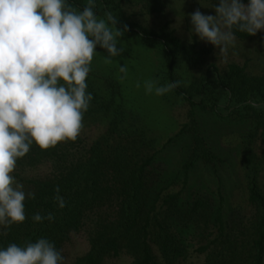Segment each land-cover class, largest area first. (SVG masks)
Instances as JSON below:
<instances>
[{"label":"trees","instance_id":"16d2710c","mask_svg":"<svg viewBox=\"0 0 264 264\" xmlns=\"http://www.w3.org/2000/svg\"><path fill=\"white\" fill-rule=\"evenodd\" d=\"M69 3L77 9L84 7L82 0ZM151 7L160 12L164 4L155 0ZM95 11L103 16L111 12L118 19V28L127 26L119 5L111 0H96ZM133 33L160 47L169 83L179 82L172 90L175 96L220 121L248 127L240 143L248 202L254 210L246 233L240 235L228 228L223 207L212 197L196 194L192 200H184L180 192L167 193L152 167L158 151L150 153L148 140L131 135V116L120 105L114 106L113 100L105 107L112 114L106 134L83 158L69 165L60 162L65 153L59 143L48 150L33 145L17 161L19 168L52 158L55 173L48 180L26 182L30 187L28 193H34L35 198L25 200L26 220L0 234V249L10 244L25 247L46 238L61 251L71 234L79 233L91 215L108 206L113 208L111 216L95 220L88 238L89 250L73 264H104L121 254L128 255L131 264H180L193 246L195 253L204 256L203 264H264V192L258 183L264 169V153H258V144L264 150V107H252L250 103L264 105V73L251 76L244 66L237 64H229L223 71L209 65L205 74L185 89L175 72L178 61L202 68L213 53V46L186 45L168 24L159 32ZM236 37L239 41L253 38L240 32H236ZM110 89L116 92L113 83ZM183 138L190 139V154L182 167L185 178L199 162L216 166L218 157L197 121L192 119L183 125L166 146ZM57 187L59 193L55 191ZM57 195L63 197L65 207H59ZM36 213L45 217L51 213L54 219L34 222L32 217ZM243 235L248 237L247 242L241 239ZM245 250L247 258L243 257Z\"/></svg>","mask_w":264,"mask_h":264},{"label":"clouds","instance_id":"9594fccd","mask_svg":"<svg viewBox=\"0 0 264 264\" xmlns=\"http://www.w3.org/2000/svg\"><path fill=\"white\" fill-rule=\"evenodd\" d=\"M95 7L96 0H86L82 10L69 0H0V234L26 220L25 200L35 198L11 175L17 161L33 145L48 150L77 139L93 99L87 77L99 55L95 49L106 51L107 64L124 51L120 37L126 26L117 28L111 12L99 17ZM212 8L215 15L199 9L190 15L191 34L221 56L235 46L236 32L255 36L264 31V0H218ZM119 72L125 79L127 66ZM143 86L145 94L160 97L179 82L146 80ZM55 199L65 207L62 196ZM32 219L51 221L54 216L36 213ZM0 264H64V257L54 243L41 238L25 247L0 249Z\"/></svg>","mask_w":264,"mask_h":264},{"label":"rangeland","instance_id":"374dc122","mask_svg":"<svg viewBox=\"0 0 264 264\" xmlns=\"http://www.w3.org/2000/svg\"><path fill=\"white\" fill-rule=\"evenodd\" d=\"M111 1L119 5L120 16L127 24V30L120 37L124 51L114 58L113 63L107 64L103 57L107 56L106 51L99 46L95 49L99 55L94 56L87 77V92L91 93L93 99L84 113L83 128L77 139L60 143L61 151L65 153L60 162L69 165L72 161L83 158L91 146L106 134L112 114L107 112L105 107L114 100V106L120 105L131 116V135L148 140L151 146L147 150L150 153L158 151L152 167L156 174H159L160 185L165 191L180 192L184 200H192L196 194L212 197L223 207L228 228L233 233L240 232V235L241 232L246 233V227L253 220L254 210L248 202L240 143L248 127L220 121L212 114L192 108L172 91L160 97L145 94L143 85L146 80L158 81L159 85H165L169 81L160 47L142 41L133 33L139 30L159 32L168 24L169 29L173 30L175 36L184 44H196L199 48L212 46L191 34L190 15L197 9L206 15H215L212 6L218 3V0H160L164 4L160 12H154L151 7L155 0ZM82 5L86 6V0H82ZM98 16L104 17L101 14ZM229 64L244 66L251 76L262 75L264 31L258 32L247 41L236 39L235 46L229 49L227 56L219 55L218 49L214 48L202 68H193L180 60L175 72L182 87L187 89L205 74L206 66L214 65L223 71ZM122 65L128 68L125 79H121L123 74L119 72ZM111 83L116 86V92L110 89ZM137 83L140 84L139 88ZM192 119L198 122L203 136L218 160L215 167L199 162L185 178L182 167L190 154V139L183 138L167 146L166 142ZM258 146L261 150L258 153H264L262 146ZM51 159L45 158L33 165L25 164L15 168L11 175L28 193L30 187L26 184L27 181H44L53 176L55 162ZM258 183L264 192V169L259 173ZM112 212L111 207L101 208L85 221L79 233L70 235L61 250L64 264H73L88 252V238L95 220L109 217ZM241 239L248 241L245 235ZM195 248L193 246L189 249L188 258L180 264L204 263V256L195 253ZM244 252L243 257L247 258L248 251ZM131 262L128 255L121 254L118 258L107 259L104 264Z\"/></svg>","mask_w":264,"mask_h":264}]
</instances>
